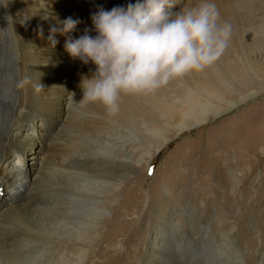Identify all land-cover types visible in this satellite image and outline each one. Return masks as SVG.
Masks as SVG:
<instances>
[{
    "label": "rangeland",
    "instance_id": "rangeland-1",
    "mask_svg": "<svg viewBox=\"0 0 264 264\" xmlns=\"http://www.w3.org/2000/svg\"><path fill=\"white\" fill-rule=\"evenodd\" d=\"M175 2L178 9L186 0ZM213 2L219 23L229 25L231 32L227 47L212 65L152 92L122 95L115 113L101 112L103 105L99 103H77L80 110L88 112L87 117L94 120L104 116L109 124L107 130L99 133L69 128V140L88 156L110 160L111 135L120 144L134 142L138 148L136 157H121L123 162H133L135 171L121 177L118 188L94 171L67 180L69 188L85 194L81 201L87 202L72 222V239L97 251L92 257L89 254L85 264L103 262L98 251L105 254L103 259L109 264H154L150 251L159 249L164 251L159 264H264V89L240 100L242 94H249L264 83V0ZM7 17L0 0V88L4 85L1 66L5 57L7 66L19 57ZM61 40L66 41V36H61ZM218 70L224 72L223 77ZM206 74L217 85L222 84L219 97L236 101V105H223L225 111L218 118L173 134L147 161H139L143 151L153 145L148 143L156 137V128L166 126L170 119L167 125L175 126L182 114L195 116L211 102L220 105L201 86ZM4 86L9 92L11 81ZM42 118V114L35 113L31 121L24 122L22 136ZM49 136L47 131L37 129V135L26 146L27 155L46 149ZM10 149L0 158V208L4 206V194L13 191L4 175L18 158L15 146ZM30 162L28 159L22 164L21 172L34 177L38 165ZM112 192H118L115 201L108 198ZM115 212L119 213V223L107 224ZM100 238L103 240L98 242Z\"/></svg>",
    "mask_w": 264,
    "mask_h": 264
},
{
    "label": "bare ground",
    "instance_id": "bare-ground-1",
    "mask_svg": "<svg viewBox=\"0 0 264 264\" xmlns=\"http://www.w3.org/2000/svg\"><path fill=\"white\" fill-rule=\"evenodd\" d=\"M128 2L129 0H3L10 30L15 35L19 57L14 64L10 61L9 66L5 57V63L3 67L1 66V72L4 74L3 84L11 81V88L9 92L4 85L0 88V158L13 146L16 148L18 158L15 164L4 172V175H7L6 182L11 184L9 190L13 191L8 195L4 194V206L0 208V264H61L62 261L63 264H68L75 260L74 264H85L89 254L92 257V253L97 252L95 248L80 245L72 239L73 219L87 202L81 201L85 194L73 192L67 180L82 178L89 171H94L118 188L121 185L120 178L135 171L133 162H123L121 157L124 159L128 156L136 157L138 148H135L134 142L130 145L120 144L115 135H109L114 156L108 157L110 160H107L104 157L88 156L83 149L69 140V128L99 133L107 130L109 124L105 122L104 116L92 120L87 117L88 112H83L84 109L80 110L77 106L83 98L78 87L80 74H89V68L94 66H84L69 56L64 47L65 40H61V36L64 35L56 34L58 43L55 47L48 41V36L51 27L58 26V22L71 16L81 21L77 28L66 36V40L74 39L83 32L85 26L91 27L90 14L99 7L106 5L108 8L105 6V9H110L114 5H126ZM78 7L80 8L76 10ZM26 77L27 83L23 87H17L18 82ZM218 77L219 80L221 77ZM201 83L204 89L210 91L206 92L209 98L218 99L220 105L211 102L195 116L182 114L180 122L175 126L167 125L172 120L170 119L164 124L166 126L156 128L153 142L144 141L153 145L143 151L139 161H147L154 151L161 149L170 140L173 134L178 135L189 128H195L210 118H218V115L225 111L223 105L229 108L236 105V101L219 97L222 84L217 85L210 74H206ZM225 84L227 86L228 83ZM37 85H41L42 88H37ZM219 86L220 88H217ZM258 86L249 94H242L240 100L259 94L264 89V83ZM101 112L110 113L104 106ZM35 113L42 114L41 122L32 125V131L22 136L24 122L31 121ZM37 129L47 131L50 136L45 143L46 149L29 157L26 146L37 135ZM105 139L106 135L104 141L108 144ZM28 159L32 161L29 164L38 165L34 177L21 172L22 164ZM117 195L118 192H112L108 198L115 201ZM102 211L107 212L105 208ZM108 222L117 225L119 213L111 214L107 224ZM109 237L110 235H107L105 240L107 244ZM102 240L103 238H100L98 242ZM163 240L166 241L165 237ZM163 253L161 249L158 252L150 251L152 260H155L154 264L162 261ZM104 255L98 251L97 256L103 262L99 261L97 264H109L108 260L103 259ZM174 258L178 259L177 256ZM145 262L152 264L153 261ZM168 262L166 261V264Z\"/></svg>",
    "mask_w": 264,
    "mask_h": 264
},
{
    "label": "clouds",
    "instance_id": "clouds-1",
    "mask_svg": "<svg viewBox=\"0 0 264 264\" xmlns=\"http://www.w3.org/2000/svg\"><path fill=\"white\" fill-rule=\"evenodd\" d=\"M90 20L91 27L67 39L64 47L73 60L94 66L80 74V102L99 103L110 113L119 110L122 95L152 92L212 65L231 32L219 23L213 0H188L179 9L175 0H129L111 9L99 7ZM79 23L66 17L50 28L48 41L55 47L56 34L67 36ZM25 83L27 77L17 87Z\"/></svg>",
    "mask_w": 264,
    "mask_h": 264
}]
</instances>
